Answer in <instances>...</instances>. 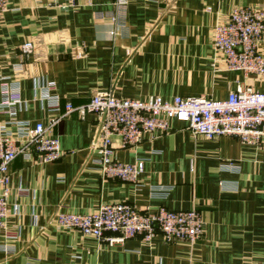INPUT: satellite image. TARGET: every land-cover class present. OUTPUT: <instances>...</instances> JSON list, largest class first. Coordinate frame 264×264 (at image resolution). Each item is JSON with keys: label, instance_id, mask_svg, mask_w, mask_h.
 I'll list each match as a JSON object with an SVG mask.
<instances>
[{"label": "crops", "instance_id": "crops-1", "mask_svg": "<svg viewBox=\"0 0 264 264\" xmlns=\"http://www.w3.org/2000/svg\"><path fill=\"white\" fill-rule=\"evenodd\" d=\"M112 1L8 0L0 13V103L18 102L11 112L0 111V126L15 134L14 121L46 125L57 116L43 91L48 83L61 111L109 89L139 100L201 94L224 100L239 84L264 91V78L227 70L212 36L233 8L264 9V0H128L126 30L116 36L111 20L99 17L113 10ZM168 124L167 134L115 149L120 162L143 161L136 183L101 177L90 150L93 113H70L55 126L63 151L58 160L16 157L6 198L12 233L0 234V264L264 262V141L207 139L184 122ZM116 202L140 211L195 207L202 235L194 244L167 241L158 232L150 241L134 236L108 245L57 226L59 213L88 214Z\"/></svg>", "mask_w": 264, "mask_h": 264}, {"label": "built area", "instance_id": "built-area-1", "mask_svg": "<svg viewBox=\"0 0 264 264\" xmlns=\"http://www.w3.org/2000/svg\"><path fill=\"white\" fill-rule=\"evenodd\" d=\"M8 0H0V13L5 11ZM128 0H113V10L100 13L114 24L112 36L126 30ZM213 45L219 50L229 71L239 72L245 78H264V9L235 7L224 22L213 29ZM30 43L22 46L29 52ZM21 68V65H18ZM38 89V87L36 88ZM54 84L48 83L43 91L48 95L49 108L57 113L46 125L36 122L14 121L17 131L12 134L0 126V234L7 231L6 219L9 165L21 156L25 160L38 157L43 162L58 160L63 151L54 135L55 126L70 113L83 118L88 113L97 116V131L90 150L97 155L96 163L102 178L136 183L143 172L144 163L138 159L132 163L118 161L114 156L117 148L135 147L145 136L156 137L170 132L169 119L184 122L193 135L207 139L232 136L241 144L258 146L264 141V91L250 86L237 85L224 100H214L204 94L175 96L164 100L151 95L144 100L116 97L112 90L96 92L90 100L74 106L65 103L63 111L56 95H49ZM46 98V97H45ZM14 99L0 103V111L14 110ZM118 144H114V140ZM59 228L73 229L108 245L121 243L128 238L141 236L150 241L160 233L167 241L184 240L194 244L202 235L201 212L192 207L188 210H169L163 206L155 210L140 211L125 202L100 204L88 214L59 213ZM260 264H264L261 262Z\"/></svg>", "mask_w": 264, "mask_h": 264}]
</instances>
